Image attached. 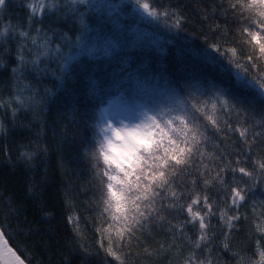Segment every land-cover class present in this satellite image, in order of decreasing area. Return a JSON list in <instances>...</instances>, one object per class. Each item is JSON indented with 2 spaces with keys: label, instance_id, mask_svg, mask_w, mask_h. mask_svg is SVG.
Instances as JSON below:
<instances>
[{
  "label": "trees",
  "instance_id": "16d2710c",
  "mask_svg": "<svg viewBox=\"0 0 264 264\" xmlns=\"http://www.w3.org/2000/svg\"><path fill=\"white\" fill-rule=\"evenodd\" d=\"M30 2L10 0L9 6L0 10V24L27 30L26 5ZM91 3L94 8L86 10L82 6L77 16L45 15L43 28L51 38V47H62L60 55L41 58L39 67L46 72H36L28 65L22 73L14 74L21 38L10 35L0 41V99L12 103V107L0 106V226L27 264H120L106 254L108 241L97 231L107 228V223L100 219L97 207L99 181L91 158L93 146L102 138L101 130L109 124V112L118 102L134 108L146 106L157 113L171 110L175 114L183 109L195 115L207 125L209 139L204 150L215 156L224 149L225 161H234L240 153L248 154L239 132L234 131L245 119L247 124L242 126L262 131L258 123L262 119L261 105L256 101L264 97L257 88L238 87L241 74L227 58L232 54L226 50L236 49L240 62L251 68L245 57L252 54V49L245 43L242 25L229 9L228 0H155V7L178 9L184 15L179 28L171 21L146 16L134 0ZM81 13L83 24L78 19ZM64 35L70 39L65 41ZM213 44L219 45L220 52L210 47ZM28 48H32L30 41ZM64 57L73 59L62 74ZM218 92L254 105L248 109L247 118L219 113L220 132L192 108L194 99L210 104ZM16 96L24 101L23 107L15 103ZM17 107L19 110L13 114L12 109ZM225 121L233 130L227 129ZM22 152H36V156L26 163L20 158ZM204 163L215 167L219 162L205 159ZM242 166L251 169V162ZM196 167L203 170L199 161ZM223 175L224 185L207 189L210 202L215 200L218 205L214 206L217 215L210 218L214 238L203 255L199 251L197 255L207 257L211 264H251L259 259L257 241L264 249V234L256 230L252 212L254 203L259 208L264 202V180L259 173L254 180L231 171ZM193 178H197L195 186ZM245 182L248 191L246 202L239 208L241 219L229 230L219 209L233 214L228 208L230 187L236 183L243 187ZM176 189L192 195L202 193V179L196 168L182 174ZM168 202L158 200V206ZM190 202L191 195L181 200ZM15 208L20 209L19 213H10ZM198 208L194 206V210ZM161 215L165 217L163 222L155 220L137 234L139 239L117 252L124 264H183L193 249L192 241L199 236L198 223L185 224L190 219L187 212L175 208H164ZM69 216L79 218L78 228L69 223ZM169 222L183 224V233L170 231ZM161 243L172 247L160 250Z\"/></svg>",
  "mask_w": 264,
  "mask_h": 264
},
{
  "label": "snow or ice",
  "instance_id": "6c2138e0",
  "mask_svg": "<svg viewBox=\"0 0 264 264\" xmlns=\"http://www.w3.org/2000/svg\"><path fill=\"white\" fill-rule=\"evenodd\" d=\"M9 2L10 0H0V10L6 9ZM134 3L146 16L158 21L163 20L165 23L171 21L177 28L185 19L178 9L155 7V0H134ZM82 6H85L86 10L95 7L91 0H32L26 5L29 9L27 30L19 26L13 27L11 24H0V41L10 35L21 38L17 47L18 63L12 69L13 73H22L28 65H32L36 72H46L47 69L39 67L43 62L41 58L60 55L62 47L61 45H56L54 49L51 47V38L43 28L45 15L64 13L65 16L68 14L77 16ZM228 7L242 25L241 32L246 37L245 43L252 49V54L245 57L251 68L240 62L236 49L226 50L232 54L231 57H227L229 63L241 74L238 87L257 88L261 97H264V66H261L264 63V0H228ZM2 19L0 14V21ZM56 19L59 21L60 16L57 15ZM78 19L81 24L84 23L82 13ZM63 39L68 41L70 38L64 35ZM29 41L32 48H28ZM210 47L220 52L219 45L213 44ZM33 48L36 49L35 52ZM70 59L73 58H63V63L60 65L62 74L66 72ZM13 99L19 107L24 106V101L19 96ZM256 103L261 105L262 119L258 123L262 131H254L255 126H242L247 124V119L234 129L239 132L241 143L248 153L238 154L234 161L222 159L224 149H221V155L215 156L204 150L209 139L206 135L207 125L201 124L198 117L190 116L183 109L176 110L175 114L171 110L155 114L146 112L138 118V122L121 123L118 127L106 124L103 127L102 138L93 146L91 158L94 175L99 181L100 197L97 207L100 209V219L107 223V228H98L97 231H100L102 237L108 241V246L105 248L108 256L124 264V260L117 252L122 251L133 239H139L137 234L147 230L148 225L155 220L163 222L165 217L161 215L162 209L175 208L187 212L190 219H186L185 224L195 226L198 223L199 236L192 241L193 249L184 259L183 264H211V260L207 257L201 259L197 255L198 251L203 255L214 238V233L210 234V218L217 215L214 206L218 208V205L215 200L210 202L211 197L207 189L209 186L224 185L223 174L227 171L233 174L239 173L241 177H248L249 180H254V175L259 173L264 180V98L258 99ZM244 104H247L246 108L241 107ZM0 106L12 107V103L0 99ZM19 107L12 109L13 114L19 110ZM252 107L254 105L251 101L235 98L227 92H218L210 104L195 99L192 101L195 112L200 113L216 132L222 130L219 113L229 115L235 113L238 118L241 116L247 118L248 109ZM224 124L228 130H233L230 123L225 121ZM254 148L256 152L253 154ZM35 156L36 152L20 154V158L26 163H30ZM205 159L219 163L215 167H210L209 164L204 163ZM197 161L203 170L196 167ZM248 162H251V169L242 166V163ZM190 168H196L199 178L202 179V193L195 192V195H192L176 189V181L181 179L182 174L187 173ZM191 183L195 186L197 178H193ZM247 191V182L243 187L239 183L234 184L230 187L228 198L230 199L228 208L232 209L233 214L228 215L227 210L219 209L220 218L222 220L226 218V226L229 230L236 226L235 221L241 219L239 208L241 203L247 200ZM162 192L166 195L162 196ZM189 195L191 202L181 203L182 198ZM165 199L169 202L166 205L160 203L158 206V200ZM197 205L200 208L194 210V206ZM19 211V208L10 209V213L18 214ZM252 212L255 216L253 223L256 230L264 234V202H261L259 208L254 203ZM244 218L247 219V216L245 215ZM68 219L69 223L78 228V217L69 216ZM169 225L170 231L183 233V224L172 225L169 222ZM100 246L104 247L103 243ZM166 247L171 248L172 245L166 246L164 243L159 245L160 250H165ZM225 248H228L227 244ZM257 253L259 259L251 261V264H264V249L260 247L259 241H257ZM0 260H3L4 264H25V260L9 246L3 226H0Z\"/></svg>",
  "mask_w": 264,
  "mask_h": 264
},
{
  "label": "rangeland",
  "instance_id": "374dc122",
  "mask_svg": "<svg viewBox=\"0 0 264 264\" xmlns=\"http://www.w3.org/2000/svg\"><path fill=\"white\" fill-rule=\"evenodd\" d=\"M155 114L157 111L146 106H139L134 108L133 106L118 102L114 108L109 112V124L114 127L120 126L121 123L128 124L130 122H138V118H141L144 113Z\"/></svg>",
  "mask_w": 264,
  "mask_h": 264
},
{
  "label": "water",
  "instance_id": "95a60500",
  "mask_svg": "<svg viewBox=\"0 0 264 264\" xmlns=\"http://www.w3.org/2000/svg\"><path fill=\"white\" fill-rule=\"evenodd\" d=\"M5 238H6V237H5ZM6 239H7V238H6ZM8 244H9L10 247H12V245H11L9 242H8ZM12 248H13L14 251H16V250L14 249V247H12ZM16 253H17V251H16ZM17 254H18V253H17ZM18 255H19V254H18ZM19 256H20V255H19ZM20 257H21V256H20ZM21 259H23V258L21 257ZM0 264H4V261H3V260H0ZM25 264H27L26 261H25Z\"/></svg>",
  "mask_w": 264,
  "mask_h": 264
}]
</instances>
